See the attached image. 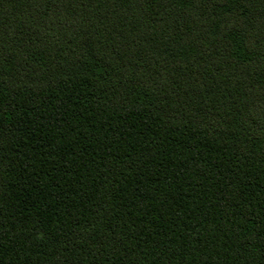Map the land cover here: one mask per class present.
Listing matches in <instances>:
<instances>
[{"label":"trees","instance_id":"trees-1","mask_svg":"<svg viewBox=\"0 0 264 264\" xmlns=\"http://www.w3.org/2000/svg\"><path fill=\"white\" fill-rule=\"evenodd\" d=\"M0 264H264V0H0Z\"/></svg>","mask_w":264,"mask_h":264}]
</instances>
